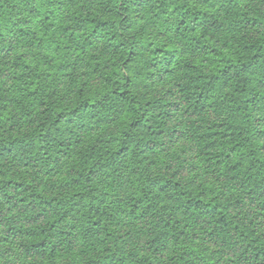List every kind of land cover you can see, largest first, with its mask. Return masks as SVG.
Returning a JSON list of instances; mask_svg holds the SVG:
<instances>
[{"label":"trees","instance_id":"1","mask_svg":"<svg viewBox=\"0 0 264 264\" xmlns=\"http://www.w3.org/2000/svg\"><path fill=\"white\" fill-rule=\"evenodd\" d=\"M0 264H264V0H0Z\"/></svg>","mask_w":264,"mask_h":264}]
</instances>
